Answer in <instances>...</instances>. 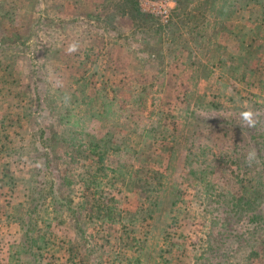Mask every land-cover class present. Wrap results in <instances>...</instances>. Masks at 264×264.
<instances>
[{
    "label": "rangeland",
    "instance_id": "obj_1",
    "mask_svg": "<svg viewBox=\"0 0 264 264\" xmlns=\"http://www.w3.org/2000/svg\"><path fill=\"white\" fill-rule=\"evenodd\" d=\"M139 7L0 0V264H264V223L224 243L212 223L240 113H264V0H175L166 24ZM102 132L123 163L82 146ZM136 175L163 189L150 219ZM105 204L111 225L93 218ZM34 205L26 238L16 218Z\"/></svg>",
    "mask_w": 264,
    "mask_h": 264
},
{
    "label": "trees",
    "instance_id": "obj_2",
    "mask_svg": "<svg viewBox=\"0 0 264 264\" xmlns=\"http://www.w3.org/2000/svg\"><path fill=\"white\" fill-rule=\"evenodd\" d=\"M247 1L248 0H243L244 3H247ZM76 80H74L75 83H77ZM260 84H263L264 86V82H261ZM253 97H255L254 94ZM104 98L109 99V101H113L115 99L114 96L109 97L106 93ZM254 117L257 121L256 126L246 127V129L248 130L246 131L248 139L242 137L244 133L243 131H241L239 134V138L237 140H232L235 145L237 144V142H240L242 144V146L238 147V149H236L235 151L234 149L230 150V153L232 152L234 155L237 156H231V158H227V164L234 165L236 171L228 170V168H226L225 166H221V169L223 168L224 170H227L230 175H233L234 178H237V180H235L236 186H234V188L231 186L230 189L232 190L225 189L223 193L224 198L222 200H217V209L220 210V213L222 215L216 218L213 217L214 219L212 221V223L217 224V229L220 230L221 235H223L222 238L220 236V240H223L222 243L228 241L229 239L241 240L243 234L249 236L250 240H255L253 239V237H257V231L260 229L259 227L264 223V218L260 213V209H258L259 203L262 202V199L264 198V113L255 114ZM242 119V117L238 118L240 122H243ZM257 126L260 127L259 132H256V130L251 131V129H255ZM63 141L66 142L68 145H73L71 141H68L67 138H64ZM82 146H84L85 149L89 150V153L94 157V161H96L98 164H104L103 160H106L108 157L114 158L113 160L116 162L123 163V161H125L124 159L126 158V155L128 154V151L130 150L126 145H121L113 141L109 137L107 132H102L100 138L97 141L90 139L87 143ZM89 146L91 148H89ZM252 149H255L257 153V160L254 161L251 166H249L245 161L247 153ZM244 150L245 152H243ZM194 155L195 154H192V156ZM186 157L187 155L185 156V158ZM243 157L245 158V160H243ZM194 159L197 160V156H195ZM207 162L210 163V161ZM242 163L243 165L241 166ZM212 167L213 166L210 165V168ZM198 171L202 172L203 168H200ZM209 173L214 172H206V174ZM160 176L161 174L153 168L147 169L144 174V177L150 180H153V178ZM139 177V175H136L134 178L135 180H133L132 182L134 183V187L138 189V198L142 199L144 202H147V206L144 208L143 213L145 214V216H147L146 218L150 219L152 217L151 213H153V211L156 210L160 205L162 197L159 196L158 192L160 191L161 193L163 189H161L160 187L146 186L145 181L140 180ZM88 178L91 179L92 183H95L93 181V174H90ZM195 178L200 179V181H203V178H197L196 176ZM69 204L70 201H67L64 204L66 205L65 207L67 210L69 209ZM34 209L35 205L27 210L28 218H26V220H23L19 217L16 218L18 223H20L22 227V234L26 238L27 235H29L30 230L34 227L30 226L31 222L33 225H35V223H33L35 222V218L31 219V214L34 212ZM111 210L112 208L106 207V204L102 206H97L95 211L96 216H94L93 218L96 220V222L99 221L101 223L111 225L115 223L111 221ZM69 211L73 214L72 210ZM241 223H243L242 232H237L234 227L232 228V226H236ZM238 243L239 242H237V245H239ZM39 249L40 246H36V250L39 251ZM255 249L256 248H254V246H248L247 255L249 257L256 255L257 250ZM211 251L213 253L216 252V250ZM30 255L35 256V254L32 252H30ZM221 255V257L227 259L230 254L227 253V256H225L224 254ZM213 258L216 259L218 258V256H214ZM94 263L99 264V262L95 259Z\"/></svg>",
    "mask_w": 264,
    "mask_h": 264
},
{
    "label": "built area",
    "instance_id": "obj_3",
    "mask_svg": "<svg viewBox=\"0 0 264 264\" xmlns=\"http://www.w3.org/2000/svg\"><path fill=\"white\" fill-rule=\"evenodd\" d=\"M140 10L157 16L162 24H166L170 17L171 9L175 6V0H138Z\"/></svg>",
    "mask_w": 264,
    "mask_h": 264
},
{
    "label": "clouds",
    "instance_id": "obj_4",
    "mask_svg": "<svg viewBox=\"0 0 264 264\" xmlns=\"http://www.w3.org/2000/svg\"><path fill=\"white\" fill-rule=\"evenodd\" d=\"M67 51L69 53H72V52H75L77 51V44L73 43L71 44ZM241 117L243 118V120L247 121L248 122V126L249 127H255L256 124H257V121L253 119V116H254V112L253 110L249 109V110H246V111H243L240 113ZM257 160V153L255 151V149H252L251 151H249L247 153V156H246V163L251 166V164Z\"/></svg>",
    "mask_w": 264,
    "mask_h": 264
}]
</instances>
